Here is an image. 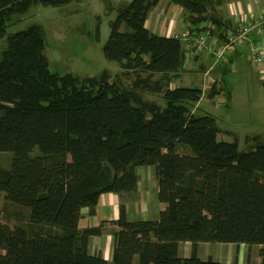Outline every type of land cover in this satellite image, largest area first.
<instances>
[{
  "label": "trees",
  "instance_id": "obj_1",
  "mask_svg": "<svg viewBox=\"0 0 264 264\" xmlns=\"http://www.w3.org/2000/svg\"><path fill=\"white\" fill-rule=\"evenodd\" d=\"M73 1L0 0V153L14 154L10 169L0 170V202L3 194L28 209L37 228L0 223V264H132L135 256L138 264H222L195 254L180 258L181 242L194 249L199 243L259 245L264 264V142L239 152L236 142L219 141L216 118L193 111L202 89L171 87L185 53L179 38L145 26L160 0H131L116 9L103 46L104 57L120 67L114 80L107 73L79 80L51 72L40 25L7 34L31 6ZM168 1L190 23L216 26L219 40L233 28L209 14L211 0ZM221 91L214 84L210 98ZM144 94L162 97L165 105ZM177 144L191 154L178 153ZM35 147L41 155L33 157ZM149 166L156 168L166 209L157 220L121 215L112 261L90 255L89 238L100 229L78 231L81 210L94 214L102 194L132 191L136 169Z\"/></svg>",
  "mask_w": 264,
  "mask_h": 264
},
{
  "label": "rangeland",
  "instance_id": "obj_2",
  "mask_svg": "<svg viewBox=\"0 0 264 264\" xmlns=\"http://www.w3.org/2000/svg\"><path fill=\"white\" fill-rule=\"evenodd\" d=\"M130 1L76 0L61 7L34 5L25 15L20 16L19 20L10 23L6 31L7 34H12L30 25H40L45 34L44 54L51 72L59 75L71 74L79 80L107 73L111 76V80H114L120 73V67L117 62L104 57L103 46L110 35V22L116 18V9ZM97 27L98 39H96ZM121 29L126 30L125 25H122ZM1 43L4 47V39ZM189 65H185L178 75V80L181 81L178 87L202 89L203 96L193 111L198 116L209 115L216 118L217 126L221 130L218 140L236 142L239 152L253 150L257 142H264V115L259 108L264 105V86L253 67L241 57H236L235 61L227 64L229 72L222 77L225 90L231 95V100L227 103L223 93L221 99H212L209 96L213 85L210 79L215 80L216 74L212 73L211 77H205L203 72L201 74L199 71L190 70ZM196 66L197 63H194L192 69ZM119 78L126 85L131 83V79L127 76L119 75ZM144 98L154 100L162 107L165 105L160 96L144 94ZM224 99L225 105L221 104ZM176 150L191 154L190 149L185 145L177 144ZM39 155L41 153L35 147L31 156ZM13 157L12 152L0 153V170H9ZM3 198L2 194L0 223L11 227L22 224L28 231L37 229L29 224L28 209L7 203ZM211 244L220 246H213L212 250L220 248L225 256L230 251L233 253L238 251L241 264L260 262L259 245L238 247L235 244ZM234 260L235 258H231L230 264H233Z\"/></svg>",
  "mask_w": 264,
  "mask_h": 264
},
{
  "label": "crops",
  "instance_id": "obj_3",
  "mask_svg": "<svg viewBox=\"0 0 264 264\" xmlns=\"http://www.w3.org/2000/svg\"><path fill=\"white\" fill-rule=\"evenodd\" d=\"M211 1L209 14L230 23L232 27H235L237 23L247 24L251 21H257L261 17L264 18V0ZM187 23L189 21L184 10L171 4L168 0H160L159 4L148 13L145 26L154 34L173 37V34H180L185 31ZM213 27V33L216 35V26L213 25ZM252 46H259L264 57V33H251L240 53L232 54L227 60L218 65H214L210 58L185 54L183 68L185 65L188 66L190 64V70L199 71L201 74L203 72L205 77H211L212 73L216 74V79L212 80L211 78L210 81L213 85L220 84L222 91L214 98L221 99V93H223L227 103H229L231 95L226 92L222 77L229 72L227 64L235 61L236 57L245 59L253 67L261 84L264 86V66L259 67L250 60ZM182 47L185 50L184 44H182ZM194 63H197V66L192 69ZM178 75L171 82V87H178L181 84V81L178 80ZM217 78L219 82H216L218 81ZM225 99L221 101V104L225 103ZM259 108L264 115V105ZM178 153L185 154L180 151ZM135 172L137 183L132 191L102 194L98 199L94 214H90L88 208L81 210V219L77 226L78 231L90 228L100 229V234L89 238L87 250L90 255L99 256L108 262L112 261L115 246L114 231L118 229L116 223L121 218V215H124L127 221L157 220L160 212L166 209V204L158 200L156 168L154 166L139 167ZM213 246L220 247L217 244L199 243L194 249L190 242H181L178 245L177 254L180 258H188L195 254L201 260L212 259L222 264H230L231 258H235L233 264H241L240 256L237 255L238 251L234 253L228 251L229 253H226L225 256L220 248H216L213 251ZM137 262L138 258L135 256L132 264H137Z\"/></svg>",
  "mask_w": 264,
  "mask_h": 264
},
{
  "label": "built area",
  "instance_id": "obj_4",
  "mask_svg": "<svg viewBox=\"0 0 264 264\" xmlns=\"http://www.w3.org/2000/svg\"><path fill=\"white\" fill-rule=\"evenodd\" d=\"M187 29L180 34H173L184 44V53L210 58L214 65L223 63L229 56L241 52L251 33H264V18L247 24L237 23L227 30L224 39L219 40L210 23H187ZM250 60L259 67L264 66V57L259 46H252Z\"/></svg>",
  "mask_w": 264,
  "mask_h": 264
}]
</instances>
